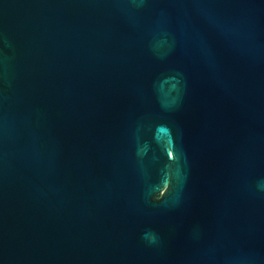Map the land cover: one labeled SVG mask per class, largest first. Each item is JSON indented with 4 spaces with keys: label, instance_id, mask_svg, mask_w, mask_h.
I'll return each mask as SVG.
<instances>
[{
    "label": "water",
    "instance_id": "water-1",
    "mask_svg": "<svg viewBox=\"0 0 264 264\" xmlns=\"http://www.w3.org/2000/svg\"><path fill=\"white\" fill-rule=\"evenodd\" d=\"M0 264H264V0H0Z\"/></svg>",
    "mask_w": 264,
    "mask_h": 264
}]
</instances>
